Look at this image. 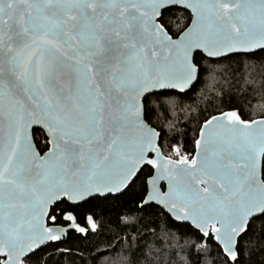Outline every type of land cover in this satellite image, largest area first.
<instances>
[{"label": "snow or ice", "instance_id": "1", "mask_svg": "<svg viewBox=\"0 0 264 264\" xmlns=\"http://www.w3.org/2000/svg\"><path fill=\"white\" fill-rule=\"evenodd\" d=\"M258 52L264 0H0V264H59L81 218L97 228L89 201L156 209L165 236L187 222L194 264H264V115L205 118L191 156L151 123L215 58ZM143 247L112 248L113 264Z\"/></svg>", "mask_w": 264, "mask_h": 264}, {"label": "trees", "instance_id": "2", "mask_svg": "<svg viewBox=\"0 0 264 264\" xmlns=\"http://www.w3.org/2000/svg\"><path fill=\"white\" fill-rule=\"evenodd\" d=\"M168 22L172 32L177 33L190 22V14L178 11L175 16L168 17ZM258 55L264 53L258 52ZM215 60L220 72L207 78L201 74L187 94L177 96L176 103L168 105L166 111L153 105L151 123L161 132V144H175L182 154L191 156L198 129L205 118L229 108L242 111L245 118L264 115V65L247 58L239 62L233 55L229 59ZM162 153L175 158L167 147ZM115 205L113 201H89L83 205L81 211L85 215L95 213L96 230L90 228L84 234L71 231L61 245L70 251L53 259L59 264H113L112 248H135L139 244L146 245L142 252L147 256V259L141 256L139 264H194L195 254L189 255L186 243L193 239L189 225L182 228L179 223H171L167 226L168 236H165L157 227L159 221L157 224L151 222V213L156 209L149 210L148 214L134 213L129 219ZM79 223L88 228L84 218Z\"/></svg>", "mask_w": 264, "mask_h": 264}, {"label": "water", "instance_id": "3", "mask_svg": "<svg viewBox=\"0 0 264 264\" xmlns=\"http://www.w3.org/2000/svg\"><path fill=\"white\" fill-rule=\"evenodd\" d=\"M188 13H189L190 16H191L190 11H188ZM189 23H190V22H189ZM230 55H232V54H229V56H230ZM215 59H221V58H215ZM195 82H196V81H194L193 84L189 86V89L194 85ZM189 89H188V90H189ZM188 90H186V91H188ZM216 115H217V114H216ZM202 124H203V123H202ZM197 138H198V136H197ZM162 154H163V153H162ZM194 154H195V145H194ZM194 154H193V155H194ZM153 155H154V154H153ZM161 184L163 185L162 190H166V189H167V182H166V181H161ZM176 223H179V224H182V223H183V224L188 225L187 222H178V221H177ZM189 226H190V225H189ZM88 229H90L89 226H88ZM73 231H74V230H73ZM74 232H75V231H74ZM78 234H81V233H78Z\"/></svg>", "mask_w": 264, "mask_h": 264}]
</instances>
